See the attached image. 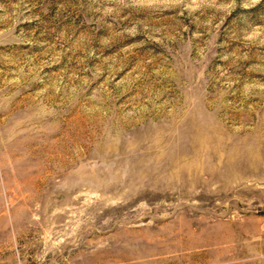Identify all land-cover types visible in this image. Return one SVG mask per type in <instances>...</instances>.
Here are the masks:
<instances>
[{
    "label": "rangeland",
    "instance_id": "1",
    "mask_svg": "<svg viewBox=\"0 0 264 264\" xmlns=\"http://www.w3.org/2000/svg\"><path fill=\"white\" fill-rule=\"evenodd\" d=\"M0 264H264V0H0Z\"/></svg>",
    "mask_w": 264,
    "mask_h": 264
}]
</instances>
